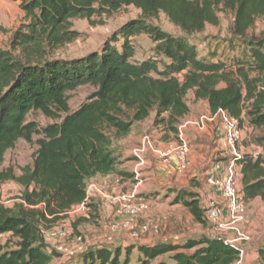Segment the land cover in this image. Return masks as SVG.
Masks as SVG:
<instances>
[{"label":"trees","instance_id":"obj_1","mask_svg":"<svg viewBox=\"0 0 264 264\" xmlns=\"http://www.w3.org/2000/svg\"><path fill=\"white\" fill-rule=\"evenodd\" d=\"M130 6L140 10L141 17L113 34L100 52L77 59L53 56L76 38L74 20L111 16ZM220 8L235 15L233 36L245 45V58L232 68L224 61L200 59L190 40L148 21L163 13L192 35L202 33L207 25L216 26ZM21 9L23 28L11 48H0V190L8 182L23 189L12 207L0 203V235L15 242L12 248L9 242H0V264H52L60 257L44 231L86 200L95 178L129 179L118 168L116 143L128 138L134 126L153 112L156 122L178 132L190 113L186 101L190 92L196 102L207 101L212 114L223 110L242 124L246 120L256 130L264 128V37L249 36L256 20L264 16V0H22ZM142 34L157 44L156 57L139 62L133 39ZM84 85L97 90L71 112L68 93ZM32 112L61 122L41 128L28 121ZM34 136L41 138L33 165L20 176L13 168L2 169L6 153L20 140L32 144ZM258 142L261 154H244L236 160L247 205L256 199L264 202V137ZM175 202L187 208L195 221L207 224L198 193L180 191ZM137 248L143 256L140 264H152L168 254H173V264H237L241 255L240 249L209 237L183 245ZM134 249H127L123 261L122 250L110 247L89 249L80 259L82 264H130ZM191 250L194 253L182 252ZM259 259L264 264V249Z\"/></svg>","mask_w":264,"mask_h":264},{"label":"rangeland","instance_id":"obj_2","mask_svg":"<svg viewBox=\"0 0 264 264\" xmlns=\"http://www.w3.org/2000/svg\"><path fill=\"white\" fill-rule=\"evenodd\" d=\"M22 0H1L0 1V48L9 49L12 46L13 39L16 33L23 28L25 23V15L21 9ZM141 17V11L133 6L124 7L120 11L111 16L94 17L91 20L76 19L73 21L72 30L76 32V38L69 43H66L60 49L53 53L55 58L62 59H77L87 56L93 52H100L105 43L128 22ZM219 22L216 26L207 25L202 33L188 35L179 27L174 25L169 18L160 13L154 19L148 20L153 26L159 27L161 30L175 36L185 37L197 46L198 56L200 59L211 61H224L230 68L238 60L245 58V45L241 40L235 39L233 36V26L235 15L220 8L218 12ZM250 37H264V16L258 18L254 27L249 31ZM120 40L117 47L122 45ZM135 47V60L142 62L156 57L157 44L154 43L147 35L142 34L133 39ZM241 60V61H242ZM257 74L253 73L252 77ZM154 77H156L154 75ZM264 83V77L261 78ZM96 88L91 85H84L69 92V107L71 112L78 110L84 103L88 101L91 95L96 92ZM188 105L194 110V116H199L195 112L201 111L206 113V107L201 103L199 108L195 107L192 92L186 98ZM195 107V108H194ZM166 116V115H165ZM162 116L160 119H163ZM157 116L153 112L152 115L143 123L136 124L132 134L116 143L115 152L118 157L121 168L125 173H128L129 179H121L117 175H112L105 180L98 178L92 180L90 184L97 185L104 193L110 196H118L120 193H127L133 190V187L142 181L141 191L145 195L141 198L150 204V211L146 215H140L135 218H130L127 214L118 215L117 208L105 198L109 195H97L91 198V204L94 208H90L89 214L85 218H80L71 221V235L68 239L70 244L75 237L83 238L84 247L95 249L98 247H110L113 249L119 248L122 250L121 260L125 259L126 251L130 248H135L131 255L130 264H140L142 254L137 247L143 245H153L158 243H166L172 245H183L190 239H201L202 237H221L225 240L235 242L239 239L238 234H244L249 237L247 242H235L244 250L243 264H261V260L257 257L249 259L252 256V251L248 249L250 245L257 244L259 248H264V202L257 200L248 207V215L244 223H242L237 231H221L209 224L206 220V225H202L195 221L192 214L181 203H176L175 199L180 191H191L198 193L199 201L203 209H205L207 195L203 188L207 184V177L203 176L210 169L212 164L221 162V158L217 153L216 137H206L195 135L188 127L185 131L187 142L192 148V158L190 170L182 175L179 182L170 181V183H158L155 181L146 182L147 176L142 173L146 169L134 172L135 164L127 163L130 158L134 157V151L142 146L145 136H150L155 128L158 130V142L169 144L173 141H178L179 128L186 121H198L200 117L195 119H183L178 126V132H172L166 128L165 124L156 122ZM158 120V119H157ZM28 121H35L41 128H45L54 123H60L61 120H52L47 118L41 112H32L28 116ZM161 121V120H160ZM248 127V121H244ZM243 122V123H244ZM250 125V124H249ZM255 131V130H254ZM264 137V128L256 130V132L246 133L245 141L248 145L258 146V141ZM40 136H34L32 144L24 140L18 141L15 148L8 151L5 155V161L2 169L13 168L17 176L22 174L25 167L33 165L34 156L39 146L37 141ZM130 151L132 154H130ZM134 175V179L132 176ZM183 180V183L180 182ZM147 186H152L148 192ZM149 188V187H148ZM23 189L14 182L4 184L0 190V203L6 207H12L17 198L20 197ZM201 191L202 193H199ZM90 204V205H91ZM110 210L112 212H110ZM117 215V216H116ZM118 219V220H116ZM62 220V219H61ZM56 222L50 230L44 231V236L47 243L54 249L55 242L50 238L52 230L62 229V221ZM116 220V221H115ZM125 223H130V229L124 227ZM117 225L118 229L113 226ZM143 225L158 226L159 233H147L142 236V241L138 242L132 239V233L137 231ZM109 238L113 239V245L107 244ZM4 243L9 242L10 247L14 245V241L8 235H4ZM148 242V244H147ZM70 251H77L79 246L71 243ZM195 250L182 251L187 254L194 253ZM173 254H168L157 258L152 264H173L171 257ZM60 258H56L52 264H82L80 255L75 254L74 257L63 258V263Z\"/></svg>","mask_w":264,"mask_h":264},{"label":"built area","instance_id":"obj_3","mask_svg":"<svg viewBox=\"0 0 264 264\" xmlns=\"http://www.w3.org/2000/svg\"><path fill=\"white\" fill-rule=\"evenodd\" d=\"M207 121H217L220 124L222 135L217 140V153L221 158L231 157L234 163L226 168L223 175L218 178L214 175L207 177V185L214 189L212 193H216L219 189L220 198L217 199L214 195H209L206 206L205 215L210 225L216 227L221 231H237L239 226L244 223L248 215V205L245 202L244 195L242 193L241 185V168L237 163V159H240L238 147L244 139V130L242 123L239 119L232 117L226 111L220 110L213 116H202L198 121L189 122L186 121L179 128L178 141L169 143L161 149H157L150 136H145L142 146L134 151V157L138 160H142L144 155L151 149L157 152L159 159L163 165L169 166L173 161H177V171L179 174H184L189 168V158L191 154V146L187 142L185 137V131L189 126H194L198 129H203V123ZM262 153V149L256 150L252 155L258 156ZM239 166V167H238ZM142 181L133 187L131 192L120 193L118 196H105L111 205L116 209L118 215L127 214L130 218H135L140 215H146L150 211V204L140 198L143 194L141 191ZM97 195H105V193L95 184H90L87 189L86 200L73 207L62 218V229L52 230L50 238L55 242L54 249L61 255V257L72 258L75 254L81 255L88 251L90 248L84 247L83 238L81 236L73 238V244L79 246L77 251H70L72 244H68L69 236L71 235V221L85 218L89 214L91 198ZM117 216V215H116ZM130 223H125L124 227L130 229ZM113 228L118 229L117 225ZM147 233H159L158 226L143 225L137 231L132 233V239L138 242L142 241V236ZM239 239L237 242H247L249 237L244 234H238ZM212 239H221L226 243L240 249V260L237 264H243L244 250L230 240H225L221 237H210ZM4 235H0V242L3 241ZM107 244L113 245V239L109 238Z\"/></svg>","mask_w":264,"mask_h":264},{"label":"crops","instance_id":"obj_4","mask_svg":"<svg viewBox=\"0 0 264 264\" xmlns=\"http://www.w3.org/2000/svg\"><path fill=\"white\" fill-rule=\"evenodd\" d=\"M192 97H193V101L195 103V107L200 106V104L202 103L204 105V107H206V113H202L201 111H196L195 113L199 116H194V110L192 112V109L190 107V113L185 117V119H195L196 117H202V116H213V114L210 112V109H209V105H208V102L207 101H199V102H196L195 100V93L192 91ZM194 107V108H195ZM246 121V120H245ZM191 122V121H189ZM245 122L242 124L243 126V130H244V139L243 141L239 144V147H238V150L240 152L241 155H244V154H253L256 150H260L262 149L261 147L257 146H253V145H248V142L245 141V138H246V133L250 132V134L252 132H256V129H254L253 126L249 125L248 123V127L244 125ZM204 127L203 129H198L194 126H189L190 128V131L194 132L195 135H201V136H208V137H216V139H219L222 135V131H221V127H220V124L219 122L217 121H207L206 123H203ZM158 127H160L158 125ZM157 127V128H158ZM157 128H155L151 134V139L153 140L155 146L157 149H161L163 148L165 145H167V143H163V142H158V130ZM255 130V131H254ZM175 142V141H173ZM173 142H170V143H173ZM192 148H191V154H190V158H189V170H190V166H191V158H192ZM130 154H132V152L130 151ZM222 161L217 163V164H212L210 166V169L205 172L203 174V176H206L208 177L209 175H214L218 178H220L222 175H223V172L226 170L227 167H229L230 165H232L234 163V161L232 160L231 157L229 158H223L221 159ZM127 163H134L135 164V167H134V172L137 173L138 170H143V169H146V172L142 173L143 176H147V179L145 180L146 182H152V181H155V182H158V183H165V184H169L170 181H175V182H179V180L182 178V175L183 174H179L178 171H177V161H173V163L169 166H166V165H163L161 160L159 159L158 155H157V152L156 151H153V150H149L143 157L142 160H138V159H132L130 158L128 160ZM122 164L118 166L119 170L120 171H123V169L121 168ZM239 167V166H238ZM239 169L241 170V168L239 167ZM188 170V171H189ZM124 172V171H123ZM109 177H112V176H107V177H97L95 179H98V178H101L103 180L109 178ZM122 178H120L121 180ZM183 183V180L180 181ZM242 185V183H241ZM149 187V188H148ZM150 188H152V186H147V190L148 192H151L152 190H150ZM204 192L207 194V195H214L215 198L219 199L220 198V191L219 189L216 191V193H212V191L214 189L210 188L207 184L204 186L203 188ZM199 193H202L201 191H199ZM105 195H110L108 193L105 192ZM257 200H260V199H256L254 202H257ZM252 202V203H254ZM251 203V204H252ZM251 204L249 206H251ZM110 212H112L110 210ZM118 220V219H116ZM115 220V221H116ZM148 244V242H147ZM248 249H250L252 251V256H248L249 259H255V258H259V251L260 249L262 248H259L257 244H254V245H250L248 247ZM264 249V248H263ZM61 262L63 263V258H60Z\"/></svg>","mask_w":264,"mask_h":264}]
</instances>
